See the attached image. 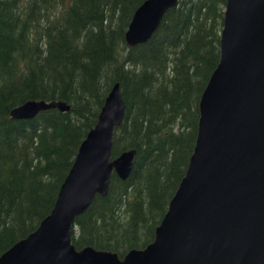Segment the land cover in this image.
Listing matches in <instances>:
<instances>
[{"label": "trees", "instance_id": "1", "mask_svg": "<svg viewBox=\"0 0 264 264\" xmlns=\"http://www.w3.org/2000/svg\"><path fill=\"white\" fill-rule=\"evenodd\" d=\"M143 1L0 0V255L52 210L114 82L126 108L112 157L135 149V164L126 180L112 173L107 195L75 220L72 242L123 257L153 240L194 148L226 0H178L149 40L127 46ZM60 98L69 111L9 116L29 99Z\"/></svg>", "mask_w": 264, "mask_h": 264}, {"label": "water", "instance_id": "2", "mask_svg": "<svg viewBox=\"0 0 264 264\" xmlns=\"http://www.w3.org/2000/svg\"><path fill=\"white\" fill-rule=\"evenodd\" d=\"M178 0H144L125 43L151 38ZM118 82L87 132L50 213L0 255V264H264V0H226L220 59L199 100L195 144L186 171L155 227L153 240L123 257L75 248V217L106 196L114 172L126 180L137 152L112 157L113 131L125 116ZM70 110L65 99H32L9 111L29 119Z\"/></svg>", "mask_w": 264, "mask_h": 264}, {"label": "rangeland", "instance_id": "3", "mask_svg": "<svg viewBox=\"0 0 264 264\" xmlns=\"http://www.w3.org/2000/svg\"><path fill=\"white\" fill-rule=\"evenodd\" d=\"M61 184H62V183H61ZM59 188H60V187H59ZM80 215H81V214H79L78 216H80ZM78 216L75 217V220L77 219ZM74 222H75V221H74ZM6 250H7V249H6Z\"/></svg>", "mask_w": 264, "mask_h": 264}, {"label": "bare ground", "instance_id": "4", "mask_svg": "<svg viewBox=\"0 0 264 264\" xmlns=\"http://www.w3.org/2000/svg\"><path fill=\"white\" fill-rule=\"evenodd\" d=\"M29 100H32V99H29ZM29 100H27V101H29ZM26 102V101H25Z\"/></svg>", "mask_w": 264, "mask_h": 264}]
</instances>
